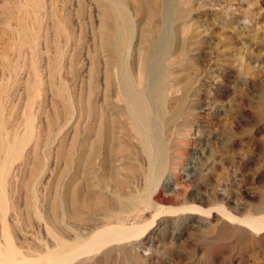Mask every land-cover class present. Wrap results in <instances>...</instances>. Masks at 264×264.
<instances>
[{
  "label": "rangeland",
  "instance_id": "obj_1",
  "mask_svg": "<svg viewBox=\"0 0 264 264\" xmlns=\"http://www.w3.org/2000/svg\"><path fill=\"white\" fill-rule=\"evenodd\" d=\"M250 219L264 0H0V263L264 264Z\"/></svg>",
  "mask_w": 264,
  "mask_h": 264
},
{
  "label": "bare ground",
  "instance_id": "obj_2",
  "mask_svg": "<svg viewBox=\"0 0 264 264\" xmlns=\"http://www.w3.org/2000/svg\"><path fill=\"white\" fill-rule=\"evenodd\" d=\"M151 1H152V0H151ZM117 24H118V22H117ZM119 25H120V24H119ZM119 25H118V27H119ZM118 27H117V29H119ZM122 28H123V27H122ZM117 33H120V32H117ZM121 34H122V33H121ZM116 35L120 36V34H116ZM121 37H122V35H121ZM121 37H118V39H120ZM118 41H119V40H118ZM120 42H121V41H120ZM122 42H124V41L122 40ZM115 44H116V43H115ZM118 44H120V43H118ZM121 45H122V43H121ZM121 45H120V46H121ZM113 46H114V45H113ZM116 46H117V45H116ZM115 48H116V47H115ZM115 48H114V49H115ZM120 48H121V47H120ZM122 49H123V48H122ZM116 50H117V49H116ZM118 50H119V49H118ZM117 54H118V53H117ZM129 54H130V51H129ZM121 55H122V54H121ZM119 56H120V55H119ZM124 57H125V55H124ZM128 57H129V56H128ZM128 57H127V58H128ZM120 58H121V57H120ZM125 58H126V57H125ZM124 60H125V59H124ZM124 60H123V61H124ZM125 61H126V60H125ZM121 62H122V60H121ZM126 62H127V61H126ZM123 63H124V62H123ZM127 63H128V62H127ZM124 64H125V63H124ZM124 64H123V65H124ZM142 68H143V67H142ZM126 72H127V71H126ZM139 73H140V72H139ZM120 74H121V73H120ZM116 75H117V74H116ZM128 75H129V74H128ZM128 75H127V76H128ZM139 75H140V74H139ZM142 75H144V74H142ZM120 76H121V75H120ZM120 76H119V78H120ZM139 77L141 78V76H139ZM143 77H144V76H143ZM140 78H139V80H140ZM144 78H145V77H144ZM120 79H121V78H120ZM120 79H119V80H120ZM128 79H129V77H128ZM141 79H143V78H141ZM119 80H118V81H119ZM123 80H124V79H123ZM129 80H130V79H129ZM131 80H132V79H131ZM139 80H138V81H139ZM140 81L143 82V80H140ZM140 81L137 82V83H139V84L141 85ZM158 82H159V81H158ZM161 82H162V81H161ZM121 83H122V82H121ZM139 84H138V85H139ZM127 85H128V84H127ZM131 85H132V84H131ZM157 86H158V85H157ZM119 87H120V85H119ZM133 87H134V85H133ZM137 87H138V86H137ZM127 88H128V87H127ZM158 88H159V87H158ZM133 91H134V90H133ZM128 92H129V91H128ZM136 92H137V91H136ZM161 92H163V91H161ZM118 93H119V92H116V94H118ZM123 93H124V92H123ZM123 93H122V94H123ZM126 93H127V92H126ZM137 93H139V92H137ZM122 94H121V95H122ZM139 94H140V93H139ZM139 94H138V95H139ZM160 94H162V93H160ZM119 95H120V94H119ZM121 95H120V96H121ZM123 95H124V94H123ZM127 95H128V94H127ZM135 95H137V94H135ZM140 95H141V94H140ZM143 96H144V95H143ZM143 96H141V97H143ZM122 97H123V96H122ZM137 97H138V96H137ZM125 98H126V97H125ZM129 98H130V97H129ZM129 98H127V99H129ZM116 99H118V98H116ZM116 99H115V100H116ZM158 99H159V98H158ZM137 100H138V99H137ZM161 100H162V99H161ZM161 100H160V101H161ZM121 101L124 103L125 100H124V101L121 100ZM134 101H135V100H134ZM142 101H143V100H142ZM146 101H147V100H146ZM156 101H157V100H156ZM163 101H164V100H163ZM135 102H136V101H135ZM137 102H139V101H137ZM147 102H148V101H147ZM116 103H117V100H116ZM118 103H120V101H118ZM161 103H162V102H161ZM127 104H128V103H127ZM127 104H126V102H125V107H126ZM138 104H139V103H138ZM145 104H146V102H145ZM123 105H124V104H123ZM131 106H132V105H131ZM140 106H142V104H140ZM140 106H139V107H140ZM132 107L134 108V106H132ZM146 107H147V106H146ZM162 107H163V106H162ZM133 108H132V109H133ZM136 108H137V107H136ZM140 108H141V107H140ZM124 109H125V108H124ZM126 109H129V108L127 107ZM142 109H143V108H142ZM146 109L148 110L149 108L147 107ZM151 109H152V108H151ZM151 109H150V110H151ZM143 110H144V109H143ZM143 110H142V112H143ZM127 111L129 112V110H127ZM128 112H127V113H128ZM130 112L133 113V112H136V110L131 111V109H130ZM130 112H129V113H130ZM139 113H141V110L139 111ZM147 113L150 114V112H146V114H147ZM155 113H156V112H155ZM130 114H131V113H130ZM142 114L145 115L144 112H143ZM149 114H147V115H149ZM161 114H162V113H161ZM137 115H138V117L141 116L140 114H137V112H136L135 115L133 114V116H137ZM139 115H140V116H139ZM133 116H132V117H133ZM149 117H150V116H149ZM150 118H151V117H150ZM134 121L136 122V123H134V124L138 126V125H139V121H137V120H134ZM137 122H138V123H137ZM144 122L146 123L147 120H146V121L144 120L141 124H143ZM148 123H149V122H148ZM153 123H154V122H153ZM153 123H152V124H153ZM150 124H151V123H150ZM152 124H151V125H152ZM148 125H149V124H148ZM151 125H149V126H151ZM155 125H156V124H155ZM143 126H144V125H143ZM152 126H153V125H152ZM133 127H135V126H133ZM146 127H147V126H146ZM137 128H138V127H137ZM143 128H145V126H144ZM147 128L149 129V127H147ZM151 128H152V127H151ZM133 129H134V128H133ZM152 130H153V129H152ZM144 132H146V131L144 130ZM147 132H148V131H147ZM150 133H151V131L149 132V134H150ZM149 134H148V135H149ZM152 134H153V133H152ZM136 136H137V135H136ZM150 136L152 137L151 134H150ZM154 136H155V134H154ZM146 138H147V137H146ZM146 138H145V139H146ZM148 139H150V138H148ZM141 141H142V140H141ZM153 141H155V140H153ZM97 143H98V142H97ZM155 144H156V143H155ZM149 145H150V144H149ZM151 145H152V144H151ZM156 145H158V144H156ZM156 145H155V146H156ZM152 146H153V145H152ZM155 146H154V147H155ZM149 149H150V148H149ZM154 149H155V148H154ZM162 149H164V148H162ZM149 151H151V150H148V148H147V153H148ZM155 151H156V150H155ZM163 152H164V150L162 151V153H163ZM150 153H151V152H150ZM148 154H149V153H148ZM149 155H150V154H149ZM149 155H148V156H149ZM164 155H165V154H164ZM159 158H162V154H161V153H159ZM161 160H162V159H161ZM152 161H153V160H152ZM162 161H163V160H162ZM155 162H157V161H155ZM160 162H161V161H160ZM157 163H158V162H157ZM153 164L155 165L156 163L153 162L152 165H153ZM154 165H153V167H154ZM156 166H157V165H156ZM157 171H158V170H157ZM152 172H153V171H152ZM154 174H155V173H154ZM151 176H152V175H151ZM154 177H155V176H154ZM153 179H154V178H153ZM132 203H133V202H132ZM125 204H126V203H125ZM122 207H123V206H122ZM128 208H129V207H126V210H128ZM121 209H123V208H121ZM129 210H131V208H130ZM123 211H124V210H123ZM169 213H170V212H169ZM243 223H244V222H243ZM246 223H247V222H246ZM248 225L251 226V227H255V228H257V229H258V228H262V229H264V220L261 219V220H257V221H255V220L250 219V221H248ZM111 227H112V226H111ZM132 227H133V228H138V227H134V226H132ZM108 230H109V229H108ZM111 230H112V231L110 232V236L107 237L108 239L105 240V243H108V242H110L111 240H116L117 235H118L119 233H122V232H123V233H124V232L126 233V232H128V231L130 230V228H126V226L124 225L123 227H120V229H118V231H117V230L114 231L113 229H111ZM136 230H137V229H136ZM102 232H103V231H102ZM105 232H106V231H104V234H105ZM131 232H132V230H130V233H131ZM133 232H135L134 229H133ZM106 233H107V232H106ZM123 233H122V234H123ZM104 234H103V235H104ZM122 234H121V235H122ZM132 234H133V233H132ZM132 234H131V235H132ZM105 235H107V234H105ZM108 235H109V234H108ZM125 235H126V237H127V233H126ZM125 235H123V236H125ZM129 235H130V234H129ZM118 236H120V235H118ZM97 237H98V236H97ZM99 237H100V235H99ZM99 237H98V238H99ZM100 238H101V237H100ZM102 238H103V236H102ZM102 238H101V239H102ZM105 238H106V237H105ZM103 239H104V238H103ZM118 241H119V240H118ZM116 242H117V240H116ZM100 243H101V241H100ZM108 244H109V243H108ZM94 246H95V245H94ZM65 248H66V247H65ZM85 248H86V247H85ZM97 248H98V247H97ZM87 250H88V249H87ZM70 253H71V252H70ZM74 253H75V252H74ZM76 253H77V252H76ZM76 253L73 254L72 257L69 256L70 258H68V257H67L66 259L62 258L61 260H59V258H58V259H57V262H55V263H56V264H67L68 262L70 263V261L72 262L74 259H76V258L80 255V254H76ZM67 255H68V254H67ZM1 256H2V255H1ZM64 257H65V256H64ZM1 258H2V257H1ZM13 258H14V257H13ZM3 259H4V258H3ZM3 259H2V260H3ZM5 259H6V258H5ZM5 259H4V261H5ZM0 260H1V259H0ZM6 260H7V259H6ZM58 260H59V261H58ZM8 261H9V260H8ZM6 262H7V261H6ZM14 262H16V261H14ZM44 262H45V261H44ZM51 262H52V261H50V263H51ZM53 262H54V261H53ZM7 263H8V262H7ZM7 263H6V264H7ZM26 263H27V262H26ZM50 263H48V264H50ZM55 263H54V264H55ZM0 264H2V263H0ZM4 264H5V263H4ZM32 264H33V263H32ZM35 264H36V263H35ZM37 264H38V263H37ZM51 264H53V263H51Z\"/></svg>",
  "mask_w": 264,
  "mask_h": 264
}]
</instances>
